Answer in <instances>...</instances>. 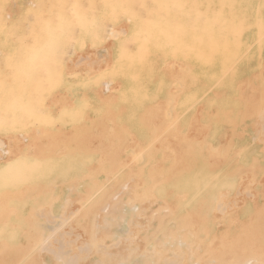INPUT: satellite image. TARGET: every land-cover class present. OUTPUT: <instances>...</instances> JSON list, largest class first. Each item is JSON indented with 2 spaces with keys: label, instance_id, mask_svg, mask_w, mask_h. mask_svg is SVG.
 I'll list each match as a JSON object with an SVG mask.
<instances>
[{
  "label": "bare ground",
  "instance_id": "6f19581e",
  "mask_svg": "<svg viewBox=\"0 0 264 264\" xmlns=\"http://www.w3.org/2000/svg\"><path fill=\"white\" fill-rule=\"evenodd\" d=\"M0 264H264V0H0Z\"/></svg>",
  "mask_w": 264,
  "mask_h": 264
}]
</instances>
